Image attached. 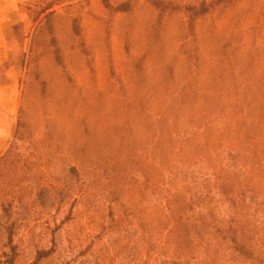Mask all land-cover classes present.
I'll use <instances>...</instances> for the list:
<instances>
[{"label": "rangeland", "instance_id": "374dc122", "mask_svg": "<svg viewBox=\"0 0 264 264\" xmlns=\"http://www.w3.org/2000/svg\"><path fill=\"white\" fill-rule=\"evenodd\" d=\"M0 264H264V0H0Z\"/></svg>", "mask_w": 264, "mask_h": 264}, {"label": "trees", "instance_id": "16d2710c", "mask_svg": "<svg viewBox=\"0 0 264 264\" xmlns=\"http://www.w3.org/2000/svg\"><path fill=\"white\" fill-rule=\"evenodd\" d=\"M256 128L254 127L246 128V131L249 132L250 134L249 144H252L254 139H257L258 137V134L255 133ZM259 128L262 129L263 127H259ZM243 156H244L243 154L240 155V157ZM258 161H262V160H258ZM199 197L201 198L199 202H197L199 203V210H198L199 217L196 220L192 221L189 225H187V223H185V220H187V217L184 216L185 214L183 215L178 214V217L176 218L178 221L177 224H179L177 228H179V234H180V241H179L180 245L176 244L177 252H179L177 254L178 255L177 257L181 255L183 248L184 250L185 248L193 250L192 247H194L195 244L193 245V238H191L192 233L196 235H200L202 233L204 234L212 233L216 236H222V239L228 241L231 244L232 248L238 250L242 255H245V257H247L248 259H253L254 257H257L253 252L252 248H250V246H248L245 243L244 238H240L244 228L241 227L240 229H238L239 226V224L237 223L238 216L232 217L231 220L228 221L227 228L224 229L223 227L220 226L221 221H217L216 218L215 220L213 219L212 211L207 207V202L209 201L207 200L208 197L207 196L203 198L201 196ZM192 203L193 200H190V202H188L189 208L191 207ZM182 204L183 203L181 202V205ZM234 205H236V203H234ZM242 213H243L242 210L239 211V217L241 218L244 217V214L242 215Z\"/></svg>", "mask_w": 264, "mask_h": 264}]
</instances>
